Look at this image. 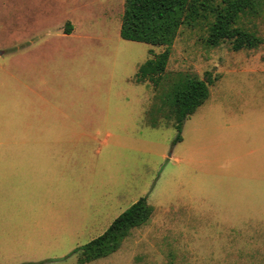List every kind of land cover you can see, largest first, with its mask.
<instances>
[{"label":"rangeland","instance_id":"374dc122","mask_svg":"<svg viewBox=\"0 0 264 264\" xmlns=\"http://www.w3.org/2000/svg\"><path fill=\"white\" fill-rule=\"evenodd\" d=\"M124 5L0 0V147L23 137L62 148L56 160L76 177L55 185L53 204L66 221L89 216L82 232L74 220L42 232L47 250L1 242L0 264H78L74 251L141 197L160 206L151 220L88 264H264V200L248 185L264 181V12L240 21L263 39L252 50L208 46L211 17L183 25L154 87L137 73L163 48L120 37ZM207 73L219 103L200 107L175 143L173 90Z\"/></svg>","mask_w":264,"mask_h":264},{"label":"trees","instance_id":"16d2710c","mask_svg":"<svg viewBox=\"0 0 264 264\" xmlns=\"http://www.w3.org/2000/svg\"><path fill=\"white\" fill-rule=\"evenodd\" d=\"M263 12L264 0H125L120 37L125 41L163 48L160 53L149 50L150 58L137 73V82H149L157 87L167 71L172 46L183 25H194L211 17L206 37L208 46L217 47L228 41L234 51L252 50L258 48L263 39L255 30L242 26L240 21L242 17H258ZM67 26L66 34H70V23ZM216 80L217 77L212 78L207 73L204 79L187 76L176 85L170 104L178 132L175 143L182 141L185 121L206 103L210 86ZM156 126L159 125L152 127ZM154 212L148 197H141L101 236L74 251L79 253L78 264H87L117 252L131 231L146 225Z\"/></svg>","mask_w":264,"mask_h":264},{"label":"crops","instance_id":"0c3cea01","mask_svg":"<svg viewBox=\"0 0 264 264\" xmlns=\"http://www.w3.org/2000/svg\"><path fill=\"white\" fill-rule=\"evenodd\" d=\"M151 48L155 47L151 46ZM246 87L258 89L255 83H248ZM234 88L235 85L232 84V96L233 93L242 94V90L236 92ZM247 96L245 95V97ZM219 100L220 98L217 96V101H214L210 92V97L207 100L210 105H218ZM172 125L174 126V123ZM161 127L162 125L153 128ZM61 150L62 148L56 146H28V141L23 137L20 145L0 147V243L42 241L45 244L40 247L47 250L51 243L54 244V240L51 241L49 236L42 235V232L55 230L56 226H63L64 223L69 225L73 220L76 225L75 232H82L88 227L89 216L87 213H83L79 218H69V221H66L65 217L60 214L61 209L53 204L55 185L61 193V184H67L71 177H76L56 160L55 155L60 154ZM248 185L252 188L250 195L264 200L263 180L251 181ZM148 201L151 202V205L153 204L154 209L160 207L151 200L148 199ZM171 206L173 205L166 207L170 208Z\"/></svg>","mask_w":264,"mask_h":264}]
</instances>
